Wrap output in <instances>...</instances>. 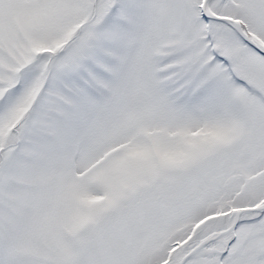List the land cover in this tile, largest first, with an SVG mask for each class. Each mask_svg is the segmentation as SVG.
Here are the masks:
<instances>
[{
	"label": "snow or ice",
	"instance_id": "1",
	"mask_svg": "<svg viewBox=\"0 0 264 264\" xmlns=\"http://www.w3.org/2000/svg\"><path fill=\"white\" fill-rule=\"evenodd\" d=\"M0 264H264V0H0Z\"/></svg>",
	"mask_w": 264,
	"mask_h": 264
}]
</instances>
